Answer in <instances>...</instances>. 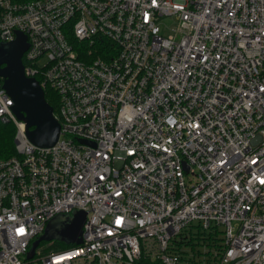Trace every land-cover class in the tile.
Segmentation results:
<instances>
[{"label":"built area","instance_id":"1","mask_svg":"<svg viewBox=\"0 0 264 264\" xmlns=\"http://www.w3.org/2000/svg\"><path fill=\"white\" fill-rule=\"evenodd\" d=\"M17 33L60 133L32 145L0 78V264H264V0H0V44ZM75 211L82 244L27 261ZM195 226L221 238L201 258Z\"/></svg>","mask_w":264,"mask_h":264},{"label":"water","instance_id":"2","mask_svg":"<svg viewBox=\"0 0 264 264\" xmlns=\"http://www.w3.org/2000/svg\"><path fill=\"white\" fill-rule=\"evenodd\" d=\"M27 47L26 37L22 33H17L13 42L0 44V78L3 89L13 101V116L25 126L27 140L38 148H51L58 140L60 125L39 83L25 75L22 57ZM85 219L84 211H75L71 217L58 215L51 219L43 234L32 242L26 260L34 257L41 243L59 241L82 244Z\"/></svg>","mask_w":264,"mask_h":264},{"label":"trees","instance_id":"3","mask_svg":"<svg viewBox=\"0 0 264 264\" xmlns=\"http://www.w3.org/2000/svg\"><path fill=\"white\" fill-rule=\"evenodd\" d=\"M105 46H109L108 42H104ZM103 48V47H102ZM98 55H101L99 50ZM45 99L49 105L52 106L54 113L57 111V96L56 94L48 89H45ZM13 124L1 123L0 122V159H6L14 156L16 154L14 143H13ZM182 242L190 247L192 250L196 246L205 245L207 247H218L220 246L221 238L216 232H203L199 230L197 226L192 227L191 229L183 232L180 236ZM48 244V243H41ZM40 244V245H41ZM39 245V246H40ZM77 245L74 244H65L63 242L54 241L49 242V245L46 249L42 250V254H47L51 251H60L66 250Z\"/></svg>","mask_w":264,"mask_h":264},{"label":"rangeland","instance_id":"4","mask_svg":"<svg viewBox=\"0 0 264 264\" xmlns=\"http://www.w3.org/2000/svg\"><path fill=\"white\" fill-rule=\"evenodd\" d=\"M177 26V21L175 18H162L160 20V29H161V34L163 36H170V35H173V30L176 28ZM13 124V129H14V132H13V143H14V137H15V134H16V131H17V128H16V125L15 123H12ZM73 215V212L71 214H69V216L71 217ZM218 231H221L222 228H218L217 229ZM49 243L48 244H41L38 248H37V251H40L42 253V250L43 249H46L48 247ZM203 247H195V250L194 252H191L189 249H187V253L188 254H194V253H201V255L198 257V258H201L202 257V253H203ZM207 250H209L210 248L206 246Z\"/></svg>","mask_w":264,"mask_h":264}]
</instances>
